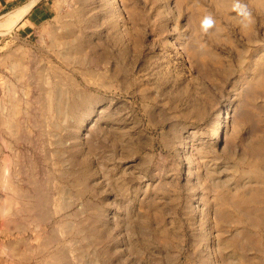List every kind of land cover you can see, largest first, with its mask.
<instances>
[{
    "label": "rangeland",
    "instance_id": "rangeland-1",
    "mask_svg": "<svg viewBox=\"0 0 264 264\" xmlns=\"http://www.w3.org/2000/svg\"><path fill=\"white\" fill-rule=\"evenodd\" d=\"M35 1L0 25V264H264V0Z\"/></svg>",
    "mask_w": 264,
    "mask_h": 264
},
{
    "label": "bare ground",
    "instance_id": "bare-ground-1",
    "mask_svg": "<svg viewBox=\"0 0 264 264\" xmlns=\"http://www.w3.org/2000/svg\"><path fill=\"white\" fill-rule=\"evenodd\" d=\"M61 1V0H60ZM71 1V0H70ZM68 2V1H67ZM114 3H115V0H114ZM37 4V2L35 1V0H33V1H31V2H29V3H27V4H25L24 6H22V7H20V8H18L17 10H15L12 14H10V16L8 17V19H6L5 20V22L1 25V27L3 26V27H5V28H7V29H11V28H13L18 22H20L25 16H27L29 13H30V11L32 10V8L35 6ZM70 5V4H69ZM72 5V4H71ZM63 7V6H62ZM57 8H61V6L60 7H57ZM62 9H64V8H62ZM59 18V17H58ZM55 20H56V18H55ZM58 20V19H57ZM240 195H238V198H240L239 197ZM242 198H244V200H245V198L246 197H242ZM241 199V198H240ZM247 199V198H246ZM241 200H243V199H241ZM244 200H243V202H244ZM246 201V200H245ZM249 201V200H248ZM242 202V203H243ZM244 204H245V202H244Z\"/></svg>",
    "mask_w": 264,
    "mask_h": 264
},
{
    "label": "crops",
    "instance_id": "crops-1",
    "mask_svg": "<svg viewBox=\"0 0 264 264\" xmlns=\"http://www.w3.org/2000/svg\"><path fill=\"white\" fill-rule=\"evenodd\" d=\"M45 6V5H44ZM39 6V4H36L30 13L26 16V24L27 27H34L36 26L40 21L45 20L44 17L46 16V6Z\"/></svg>",
    "mask_w": 264,
    "mask_h": 264
}]
</instances>
